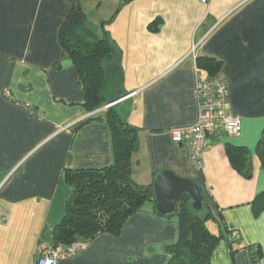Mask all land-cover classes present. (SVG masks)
<instances>
[{
    "label": "crops",
    "instance_id": "obj_1",
    "mask_svg": "<svg viewBox=\"0 0 264 264\" xmlns=\"http://www.w3.org/2000/svg\"><path fill=\"white\" fill-rule=\"evenodd\" d=\"M75 2L117 50L125 94L114 104L141 128L133 178L147 185L171 170L197 182L202 212L211 213L208 228L239 234V249L223 239L211 263L264 264V211L256 216L251 205L264 191V166L255 154L264 137V0H0V264H37L41 240L52 242L73 193L65 167H103L114 158L110 129L98 118L108 106L87 110L60 42ZM198 57L219 60L225 108L242 120L238 135L209 137L203 168L193 163L189 142L171 136L198 119L197 81L211 76ZM229 144L251 150L252 178L232 167ZM178 235V217L159 216L148 201L119 234L103 232L56 264H166L165 243ZM255 246L262 250L258 259Z\"/></svg>",
    "mask_w": 264,
    "mask_h": 264
},
{
    "label": "trees",
    "instance_id": "obj_2",
    "mask_svg": "<svg viewBox=\"0 0 264 264\" xmlns=\"http://www.w3.org/2000/svg\"><path fill=\"white\" fill-rule=\"evenodd\" d=\"M158 21L160 19L151 22L150 28L157 29ZM60 42L77 69L80 85L85 91L84 104L89 112L125 94L121 66L115 62L117 50L109 32L104 30L99 35L87 22L79 2L74 3L61 27ZM197 64L214 76L221 63L213 57H198ZM98 118L104 120L110 129L114 158L103 167H65V178L73 193L63 218L53 231V238L59 242L58 248L63 247L59 250L85 245L103 232L119 234L131 214L141 211L146 202L155 201L153 183L140 184L132 176L131 158L140 147L141 128L127 121L116 104L108 106L104 115ZM90 119L85 118L75 126L79 127ZM226 153L238 173L245 178L253 177V154L248 147L229 144ZM255 154L264 166V137L260 139ZM251 205L256 216L264 211V191ZM202 211L193 209L189 196L181 200L175 214L179 235L175 241L165 243L169 256L166 264H212L213 252L223 239L228 241L233 252L239 249L234 246L239 240L238 232L214 233L207 226L211 213ZM251 249L253 259L262 256L259 246Z\"/></svg>",
    "mask_w": 264,
    "mask_h": 264
},
{
    "label": "built area",
    "instance_id": "obj_3",
    "mask_svg": "<svg viewBox=\"0 0 264 264\" xmlns=\"http://www.w3.org/2000/svg\"><path fill=\"white\" fill-rule=\"evenodd\" d=\"M197 93L199 97L197 121L191 126L171 130V136L175 142H189L193 163L197 168H203L209 137L221 131L232 136L238 135L242 120L235 112L225 108L228 89L223 77L214 75L206 79L199 78ZM79 246L56 250L49 242L42 239L37 248V264H56L61 255L74 252Z\"/></svg>",
    "mask_w": 264,
    "mask_h": 264
},
{
    "label": "water",
    "instance_id": "obj_4",
    "mask_svg": "<svg viewBox=\"0 0 264 264\" xmlns=\"http://www.w3.org/2000/svg\"><path fill=\"white\" fill-rule=\"evenodd\" d=\"M113 100L106 104H114ZM154 200L157 212L162 216H171L177 213L178 205L185 196L191 198V204L195 211L205 207L203 193L197 182L183 178L171 170H163L157 174L153 181ZM54 248H58L59 242L52 239L50 243Z\"/></svg>",
    "mask_w": 264,
    "mask_h": 264
}]
</instances>
